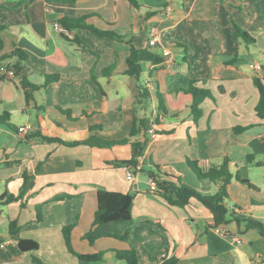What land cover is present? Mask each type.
<instances>
[{"label":"crops","instance_id":"crops-1","mask_svg":"<svg viewBox=\"0 0 264 264\" xmlns=\"http://www.w3.org/2000/svg\"><path fill=\"white\" fill-rule=\"evenodd\" d=\"M137 1L155 13L146 17L128 0H0V25L7 26L0 30V56L21 49L27 78L41 86L26 103L19 80L0 76V116L9 118V125L0 123V195H17L24 172L33 177L22 200L0 207V264H35L33 258L43 264H126L116 257V250L125 249L135 250L138 264L169 257L178 264H264V236L256 229L245 230L234 221L214 228L209 210L195 199L185 207L170 206L149 190L146 172H137L132 181L125 167L110 165L130 158L129 144L108 149L26 139L40 131L65 141L91 134L121 140L134 117L144 114L134 107L136 83L124 74L128 43L98 38L84 28L62 33L53 26L60 14L86 16L87 23L163 57L157 65L142 63L150 107L157 104V93L165 115L159 124L146 121L148 140L137 167L147 170L151 162L188 186L213 193L216 185L201 183L187 160L205 171L227 157L230 171L248 184L228 185L226 208L264 224V118L254 110L253 84L257 76L264 85V69L251 66L261 64L264 55V0ZM234 24L255 39L254 45L234 36ZM75 36L79 42L72 41ZM51 76L56 79L43 85ZM191 80L211 96L201 102L196 122L187 92ZM59 109L69 110L73 119ZM89 126L99 128L90 131ZM237 126L245 129L235 132ZM98 189L129 193L133 204L131 220L99 225L100 236L91 246L83 235L91 226ZM11 220L18 226L13 234L8 232ZM68 224L73 225L72 249L102 252L101 259L80 260L67 250L62 227ZM126 230V238L117 237ZM27 240L30 247L21 249Z\"/></svg>","mask_w":264,"mask_h":264},{"label":"trees","instance_id":"trees-1","mask_svg":"<svg viewBox=\"0 0 264 264\" xmlns=\"http://www.w3.org/2000/svg\"><path fill=\"white\" fill-rule=\"evenodd\" d=\"M52 2L60 3H73L76 0H49ZM130 5L136 11H143V14L148 17L153 15L155 12L145 8L140 5L137 0H128ZM56 22L64 27L68 32L73 29L84 28L88 29L98 38L109 37L117 41H125L129 44V52L125 59V70L124 74L132 78L136 83V95L134 99V107L136 110H143L144 114L142 116H135L133 119L132 127L129 131L128 137L121 140H106L97 135L91 134L84 139L75 141H65L57 136H52L49 134H44L37 131L33 134L26 135V139H35L36 141L42 143H58L66 146H76V145H86L89 147L96 148H108L111 149L114 146L129 144L132 149V154L130 158L124 160H112L109 162L113 167H125L129 169L133 174L139 171H144L149 177L153 178L156 183V195L163 199L168 205L175 207H185L190 203L192 199H195L206 209L209 210L212 216V226L214 228L221 225H227L234 221L237 226L241 223L244 224V229H256L260 235L264 236V224L258 219L252 217H238L232 212L228 211L226 208V200L228 198V185L232 181H238L241 183L248 184L247 181L242 180L238 175H234L229 169V159L224 157L220 164L212 165L207 168V170L202 171L196 161H189L188 165L190 169L194 172L196 177L201 183H209L216 185V190L213 193H208L203 190H196L187 184H185L182 179L177 175L166 174L159 170L158 166L149 163L147 170H141L137 167V157L141 153L144 143L148 140V131L146 127V121L150 120V124H159V117L165 115L160 96L155 93L158 99L157 104L151 108V94L147 87V83L142 79V63L150 62L152 64H160L163 62V57L159 54L154 53L151 50L145 48H136L133 46L130 40H126L123 36L115 33L111 30H104L95 27L92 24L86 22V16L81 17H69L66 14H60ZM7 29V26L0 25V30ZM234 36L242 41L246 46L254 45L255 39L251 37L245 30L234 24ZM72 41L79 42L77 36H75ZM15 57L16 61L9 65L4 66L11 69L14 76L19 80L20 86L24 90V96L26 103L33 99L32 93L41 86L33 84L27 78V69L25 67L26 54L19 48H15L9 54L0 56V65L9 59ZM234 58L227 61L228 63L233 62ZM260 68L264 69V55L263 60L260 64ZM4 78L3 76H1ZM56 79V76L46 77L44 84ZM194 80H191L190 86L187 90L192 96V102L190 104V113L194 122L198 120L201 116L202 110L200 107L201 102L204 98H210V93L207 89L199 88L194 86ZM253 84L257 90L258 99L255 105L256 116L260 119L264 118V85L261 78L254 76ZM39 111L42 110L41 107H37ZM66 117L73 119L70 116L69 110L59 109ZM147 111V112H146ZM8 116H0V123L8 124ZM98 126H89L90 131L98 129ZM245 127H234L235 132H240L244 130ZM157 133V131H155ZM141 137V138H140ZM249 155L248 158H252ZM6 164V163H4ZM32 176L27 175L25 172L22 174V184L19 188L17 195H13L9 192H4L0 195V207L6 205L12 201L22 200L25 192L28 190L29 184L32 181ZM133 204V195L129 193H120L116 191H108L105 189L97 190V206L93 214V219L89 230L83 235V238L88 240L91 246L95 239H97L100 234L97 233V227L99 225L109 223V222H128L131 220V208ZM21 207H24V202L21 201ZM39 210L37 209V212ZM39 213V212H38ZM37 218L40 219L39 214ZM73 225L68 224L62 227V236L66 248L69 252L76 255L80 260L93 261L101 259L102 252H97L94 254H80L75 252L70 244V232ZM18 231V226L16 220H11L8 224V232L10 234L16 233ZM128 236V230L123 234L117 235L118 238L124 239ZM116 257L119 260H123L126 264H138V258L135 250L125 249L116 250ZM35 264H43L41 260L33 258ZM158 264H178L175 257L163 258Z\"/></svg>","mask_w":264,"mask_h":264},{"label":"built area","instance_id":"built-area-1","mask_svg":"<svg viewBox=\"0 0 264 264\" xmlns=\"http://www.w3.org/2000/svg\"><path fill=\"white\" fill-rule=\"evenodd\" d=\"M54 28L57 29L58 31L62 32V33H66L67 30L62 27L60 24H58L57 22H55L53 24ZM155 36H152V38L150 40H148V44L150 46L154 45L155 44ZM168 51L167 50H164L163 51V54L164 55H167ZM253 68L259 70L260 69V64L258 63H254L251 65ZM0 76H3L5 79H9V78H15L14 76V73L11 69L5 67L4 65H0ZM18 131L19 132H23L24 131V128L23 127H19L18 128ZM155 136V132L152 130L151 131V137H154ZM126 177L128 180H134V174L129 170L127 169L126 170ZM148 186H149V190L153 193L156 192V183L154 181L153 178L149 177L148 178ZM2 246V245H1Z\"/></svg>","mask_w":264,"mask_h":264},{"label":"water","instance_id":"water-1","mask_svg":"<svg viewBox=\"0 0 264 264\" xmlns=\"http://www.w3.org/2000/svg\"><path fill=\"white\" fill-rule=\"evenodd\" d=\"M25 243L26 244H21L20 245V248L21 249H25L26 247H30V245H31L32 242H30V241L27 240V241H25Z\"/></svg>","mask_w":264,"mask_h":264}]
</instances>
